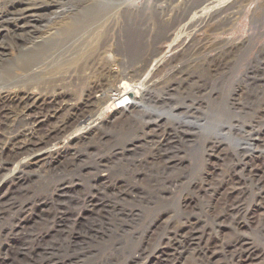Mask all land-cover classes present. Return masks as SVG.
Masks as SVG:
<instances>
[{
	"label": "rangeland",
	"instance_id": "rangeland-1",
	"mask_svg": "<svg viewBox=\"0 0 264 264\" xmlns=\"http://www.w3.org/2000/svg\"><path fill=\"white\" fill-rule=\"evenodd\" d=\"M219 5L235 23L214 34L198 56L182 46L190 42L186 28L173 42L154 43L152 30L147 50L155 57L140 83L163 100L157 107L145 104L154 120L164 115L163 127L146 129L148 118L111 124L95 112L51 142L46 167L34 170L41 175L0 184V264H206L205 255L213 264H233L232 255L241 252L232 249L237 237L264 264V186L260 190L244 174L249 160L264 157V131L259 143L249 137L252 126L264 130L254 124L257 111L264 110V11L258 10L264 0ZM219 5L217 11L211 6L169 14L198 26ZM123 25L120 36L141 42L142 32H126ZM220 60L219 70L211 72ZM181 71L192 80L171 77ZM73 82L58 79L52 91L83 98L84 87ZM45 86L27 91L45 97L51 91ZM100 162L107 166L102 170L108 172H99L108 175L105 182L95 175ZM19 170L3 177L9 180ZM233 172L244 180V203L238 215L218 219V195ZM191 236L190 246L179 247Z\"/></svg>",
	"mask_w": 264,
	"mask_h": 264
},
{
	"label": "bare ground",
	"instance_id": "bare-ground-1",
	"mask_svg": "<svg viewBox=\"0 0 264 264\" xmlns=\"http://www.w3.org/2000/svg\"><path fill=\"white\" fill-rule=\"evenodd\" d=\"M138 1L0 0V184H9V181L18 184L23 176L32 173L41 175L34 170L46 167L45 156L51 142L59 141L71 130L75 121L84 116L92 117L95 112L103 115L102 122L110 119L111 124L129 125L136 119L148 118L150 121L146 129L163 127L166 124L164 115L156 116L154 120V112L145 107L147 103L157 107L163 100L152 98L149 91L142 90L140 83L145 80L144 74L155 57L147 50L151 47L152 30L156 29L153 37L156 43L158 40L173 42L180 30L186 28L190 33L185 39L190 42L182 46L189 55L198 56L208 49L214 34L224 32L235 23L234 15L227 14L229 9H222L219 5L226 0H140L141 4ZM217 5L221 9L206 15L204 22L198 26L193 21L186 23L177 14L173 17L169 14L174 11L209 10L211 6H215V10ZM258 10L261 13L264 7ZM120 24L126 27V32L128 28L142 32L141 42L134 45V39L128 37L124 30L126 35L120 36ZM127 43L134 46L127 49ZM221 65L220 60L210 69L211 72H217ZM171 77L189 82L193 75L181 71L172 73ZM66 78L74 81L77 87H84L83 98L74 100L64 91H52V88L57 89L58 79L64 82ZM45 85L51 87L45 97H35L27 91L30 87L38 89ZM170 90H174L172 86ZM256 116L254 124L264 126V110H258ZM42 125L46 128L40 132L38 128ZM263 131H255L252 126L249 133L252 142L259 143ZM80 137L77 136L83 139ZM220 148L212 146V151ZM260 156L264 160L260 153L249 160L244 169L246 179L259 189L264 186V161ZM77 159L73 157V163ZM254 161L260 164L256 165ZM16 166L20 168L19 174L10 175L9 180L3 177V173ZM106 167L100 162L94 168L97 179L102 182L108 175L99 172H108L102 170ZM237 176L233 172L224 178L226 184L218 195V219L241 212L245 198L244 180ZM261 193L259 197H263ZM190 239L183 244L180 242L179 247L190 246V241L194 240L192 236ZM242 242L237 237L231 244L234 250L241 248V252L232 255L233 264H258L260 254ZM204 258L207 259L206 264H213L209 257L205 255Z\"/></svg>",
	"mask_w": 264,
	"mask_h": 264
}]
</instances>
